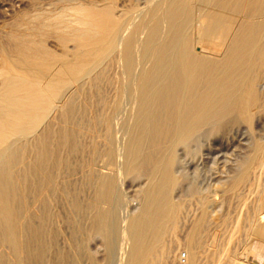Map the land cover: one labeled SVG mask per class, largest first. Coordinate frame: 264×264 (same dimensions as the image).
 Listing matches in <instances>:
<instances>
[{"label":"bare ground","instance_id":"bare-ground-1","mask_svg":"<svg viewBox=\"0 0 264 264\" xmlns=\"http://www.w3.org/2000/svg\"><path fill=\"white\" fill-rule=\"evenodd\" d=\"M116 1L63 0L56 11L25 13L0 50V264H73L50 229L48 203L32 206L43 192L68 203L75 237L84 228L87 239L101 240L106 264L166 261V237L179 228L176 192L201 163L217 171L224 199L256 198L252 231L264 243V135L256 131L264 110V0H146L119 12ZM112 61L131 80L121 84L129 99L121 88L112 99L104 90ZM102 110L104 145L85 144ZM236 125L247 128L248 149L231 159ZM81 167L87 201L70 188ZM126 179L136 184L135 205L125 199ZM215 195L191 229L183 264H197L200 232L222 204Z\"/></svg>","mask_w":264,"mask_h":264},{"label":"rangeland","instance_id":"rangeland-1","mask_svg":"<svg viewBox=\"0 0 264 264\" xmlns=\"http://www.w3.org/2000/svg\"><path fill=\"white\" fill-rule=\"evenodd\" d=\"M61 1L63 0H0V50L4 51L8 48L7 39L12 32H15L16 29H18L16 28V26L18 25L17 22L24 16L25 13L34 11L38 8V11L40 9V11H56L61 5ZM79 1H81L82 3L103 4L106 0ZM145 3L146 0H117L116 11L119 12L129 9L135 4L139 8H143L145 7ZM55 43L56 40L54 38H50L48 40V46L50 47V49L58 51V47L56 45L57 43ZM117 71V62H110L108 81L102 84L105 85L104 90L106 91V94L109 99H112L115 93L120 88L121 90L130 89V78H128V76H125L124 74V76H122V73H120V75L117 74ZM125 79H127L126 82ZM122 80L125 82H123L124 84H127L129 82V86L124 85L125 89L124 86L121 85ZM261 85H264V81H262ZM127 86L128 88H126ZM124 93H127V96L125 95V99H129L127 97L130 91L128 93V91L126 90ZM100 112L101 118L100 120H98V130H96L95 133H85V135L82 137L83 142H85V144H88L92 138H95L100 144L104 143L103 135H105V131L103 122L106 116L105 114L107 112L104 110ZM92 115L93 113H89L87 115L86 122L91 120ZM125 118V122H123L124 125L125 123L128 124L127 122L129 121L128 117ZM261 124L262 126L258 127L256 131L261 135H264V110L261 116ZM228 135L230 136V138L233 139V146L230 149L234 150L235 148V150L237 151L234 150V154L232 155H229L230 151H228V154L225 153L227 151L223 152V156L221 155V158L219 157V163L217 164V169L220 168V170H224L223 168L225 167L226 161L223 160L227 158V155L228 158L231 156V159H235V153H244L248 149V142H246L248 139L246 135L248 136V133L247 128L245 126H234L233 128H231ZM88 152H86L84 155V159L87 161L91 159V153L90 151ZM222 158L223 160H221ZM226 160L228 161V159ZM105 162L106 158L102 155L101 157L99 156V158L96 160L97 165L95 168L98 170L102 169V166H104ZM204 164L201 163L199 165L200 168L198 169H194L193 165L190 166L189 180L184 182L176 192V199L181 205V212L179 216V228L174 232H169L166 237L168 245V254L166 256L167 260L162 261V258L160 257L158 258L156 264H177L179 254H181L182 252H185L187 254L189 263L190 253L186 248L188 236L191 232V229L200 217L204 208L203 206H205L207 202L212 200L208 197L213 192H216L215 197L213 196L215 198V200L213 199L215 203L221 202L222 204L221 206H217L216 210L212 212V214H210V217L208 219L209 221H207V224L205 226L206 228H204L200 232V243L195 247L194 250L197 256V264H264V243L261 240H258V237L254 235V232L252 231L253 208L257 204L256 198L254 196L249 197L244 194V196H227L224 199V197L220 194V192H218V189L216 188L219 179L217 171L214 170L212 166L206 163ZM82 169V167L78 168L77 173L74 176L70 177V188L72 189V191L80 193V196H82L81 198H83L84 201H87L91 190L83 188V175L85 173V170ZM103 172L106 173L107 170H104ZM135 185L136 184L133 183L131 180L126 179L125 181H123L122 189L123 191L125 190L124 195L126 196V198L124 197V195L121 196L123 197V199H127L129 197V199L131 200L130 203L134 205L138 201L134 190V188L136 189ZM197 188L205 192L207 197L205 201H202L201 196L194 191H197ZM42 195L43 196L41 197V199H37L34 196L32 197V206L33 208L35 206H40V204L43 202L42 200H45V202L48 203L47 205L52 214L50 217L52 218L50 219V229L58 232V247L61 251H64V253L70 254L71 262L73 264H91V262L89 261H91L92 258L90 257H93L100 264H106L108 262V253L103 243L100 242L101 240H99V238L93 237L92 239H87L88 232L84 228H82V230L79 228L80 231L75 237V227H73V225L71 224V218H73V215L71 213L68 203L64 201L62 197H60L58 200H54L51 198V200L48 193L46 192H43ZM121 197L119 196V198ZM124 203L125 202L123 201V204ZM118 207L122 209L123 205L119 204ZM86 225L87 222L82 219L81 226L83 227ZM75 240L88 245L90 247H88L89 251L91 252L87 253L81 251L79 248L73 245ZM113 263L114 261L110 262L109 264Z\"/></svg>","mask_w":264,"mask_h":264},{"label":"built area","instance_id":"built-area-1","mask_svg":"<svg viewBox=\"0 0 264 264\" xmlns=\"http://www.w3.org/2000/svg\"><path fill=\"white\" fill-rule=\"evenodd\" d=\"M185 260H186V254H185V252H182L181 254H179V261H178V264H183V263H185Z\"/></svg>","mask_w":264,"mask_h":264}]
</instances>
